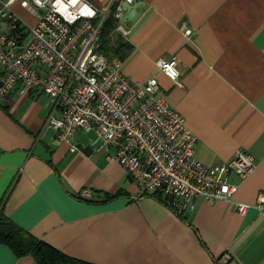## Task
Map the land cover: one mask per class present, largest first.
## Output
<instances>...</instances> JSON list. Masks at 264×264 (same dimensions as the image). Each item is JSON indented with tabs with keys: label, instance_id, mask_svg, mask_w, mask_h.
<instances>
[{
	"label": "crops",
	"instance_id": "obj_1",
	"mask_svg": "<svg viewBox=\"0 0 264 264\" xmlns=\"http://www.w3.org/2000/svg\"><path fill=\"white\" fill-rule=\"evenodd\" d=\"M111 8L126 0H90ZM122 34L132 51L122 68L134 82L156 77L159 94L198 137L196 156L206 165L228 161L239 149L256 167L230 200L198 197L178 212L156 192L141 193L102 141L80 129L72 151L52 144L45 94L14 90L0 100V209L37 238L71 257L96 264H264V211L246 215L235 203L264 194V0H135ZM14 11L37 18L20 2ZM194 29L189 39L182 25ZM175 56L177 84L157 61ZM80 147V146H79ZM88 190L90 194H83ZM0 264H35L0 243Z\"/></svg>",
	"mask_w": 264,
	"mask_h": 264
},
{
	"label": "built area",
	"instance_id": "obj_2",
	"mask_svg": "<svg viewBox=\"0 0 264 264\" xmlns=\"http://www.w3.org/2000/svg\"><path fill=\"white\" fill-rule=\"evenodd\" d=\"M17 2L36 16V23L14 11ZM111 10L99 9L90 0H0V100L14 90L47 95L53 104L48 117L52 144L66 142L77 151L78 131H93L108 158L125 167L141 193H161L180 213L192 210L198 197L230 200L238 189L232 174L250 175L255 157L239 149L216 165L197 158L199 139L159 94L158 79L134 82L124 74L121 61H111L100 51L102 27ZM121 12L119 4L114 11L119 20ZM182 28L187 38L194 35L187 23ZM117 30L129 32L123 24ZM157 66L180 83L175 56L159 59ZM235 207L243 215L253 208L264 211V194L255 203L239 201ZM228 260L229 255L221 257L223 264Z\"/></svg>",
	"mask_w": 264,
	"mask_h": 264
},
{
	"label": "trees",
	"instance_id": "obj_3",
	"mask_svg": "<svg viewBox=\"0 0 264 264\" xmlns=\"http://www.w3.org/2000/svg\"><path fill=\"white\" fill-rule=\"evenodd\" d=\"M117 6L118 4H115L112 7L110 15L103 24L99 49L111 61H124L131 53L132 45L117 31L119 18L114 14ZM158 194L162 196L161 193ZM0 243L11 247L17 256H33L35 264H96L71 257L37 238L13 221L2 209H0Z\"/></svg>",
	"mask_w": 264,
	"mask_h": 264
},
{
	"label": "water",
	"instance_id": "obj_4",
	"mask_svg": "<svg viewBox=\"0 0 264 264\" xmlns=\"http://www.w3.org/2000/svg\"><path fill=\"white\" fill-rule=\"evenodd\" d=\"M129 7H130V4L129 3H124L123 4V9L124 10H127V9H129ZM120 20H122V21H124L125 20V14L124 13H121V15H120ZM80 146V148L84 151V152H86V153H91V151L93 150V148L90 146V145H87V146H83L82 144H80L79 145Z\"/></svg>",
	"mask_w": 264,
	"mask_h": 264
},
{
	"label": "rangeland",
	"instance_id": "obj_5",
	"mask_svg": "<svg viewBox=\"0 0 264 264\" xmlns=\"http://www.w3.org/2000/svg\"><path fill=\"white\" fill-rule=\"evenodd\" d=\"M89 135H91V136H93V138L94 139H96L97 138V136L95 135V133L93 132V131H89V133H88Z\"/></svg>",
	"mask_w": 264,
	"mask_h": 264
}]
</instances>
